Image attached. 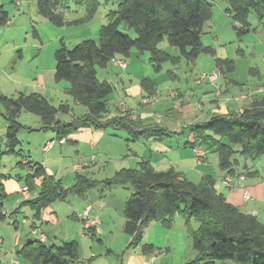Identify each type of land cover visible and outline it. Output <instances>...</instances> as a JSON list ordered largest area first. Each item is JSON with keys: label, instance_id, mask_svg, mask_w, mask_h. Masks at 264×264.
Instances as JSON below:
<instances>
[{"label": "trees", "instance_id": "1", "mask_svg": "<svg viewBox=\"0 0 264 264\" xmlns=\"http://www.w3.org/2000/svg\"><path fill=\"white\" fill-rule=\"evenodd\" d=\"M212 1L119 0L117 8L105 15L106 21L99 30L97 42L87 39L68 49L60 41L54 53L56 82H68L66 93L75 103L84 106L87 113L63 122L57 115L67 114L70 108L66 104L53 106L49 99L40 94L2 96L0 102L6 108L7 129L4 137L0 138V144H4L8 153L16 154V147L20 145L17 134L22 128L17 117L21 111L38 116L41 129L54 130L58 138L66 137L80 128L124 130L133 139L143 136L148 131L138 129L127 114L105 119L108 113L107 98L114 88L106 80H97V68L106 67L117 56L129 57L133 49L150 53L149 60L155 72H159L165 62L177 66L182 59L194 62L201 54L212 55L213 49L203 46L201 41L203 25L211 18ZM225 1L229 5L227 14L239 25L235 28L238 38L250 33L248 16L251 12L260 21L264 19V0ZM76 2L84 7V15L75 21L76 24L91 21L101 5L100 0ZM63 9L65 0H36L40 17L57 27L66 24ZM8 21V13L0 6V26ZM121 26L132 30L136 37L131 38L122 32ZM164 39L176 49L177 56H170L158 48ZM220 63L228 66L232 61L217 60V65ZM140 86L148 97L155 89L148 78H143ZM184 129L193 136L192 147H206V152H216L219 167L232 175L236 164L235 154L240 153L251 160L264 155V95L254 99L247 109L239 113L213 116ZM223 139H227L228 143H223ZM233 145L239 146L240 150L233 149ZM16 156L20 157L18 166L26 165L31 170L24 184L31 192L38 190V193L33 199L23 200L12 214L27 205L34 211L33 219L37 220L41 211L51 203L65 201L73 193L84 195L101 184L107 188L129 185L133 192L124 203L123 232L134 240L133 243L140 244L143 229L150 223L159 221L170 227L174 215L182 213L187 220L194 217L198 224L192 229L186 221L195 252V261L192 260L191 264H214L217 261L264 264V223L226 202L215 191V181L210 176L204 175L199 184H194L173 169L155 171L149 162L141 161L137 169H122L104 181L77 175L75 185L64 188L46 173L42 165L33 163L19 153ZM25 158L29 160L23 165ZM39 178L41 184L37 187L35 180ZM5 198L0 186V221L10 218L1 213ZM142 250L151 254L154 247L145 244ZM17 254L31 264H71L78 258L79 245L72 241L48 246L33 239L24 243Z\"/></svg>", "mask_w": 264, "mask_h": 264}, {"label": "rangeland", "instance_id": "2", "mask_svg": "<svg viewBox=\"0 0 264 264\" xmlns=\"http://www.w3.org/2000/svg\"><path fill=\"white\" fill-rule=\"evenodd\" d=\"M16 1H21L20 7L16 6L18 4ZM30 1L32 5H34V0H0V5H3L9 12L11 24V27L9 25L0 26V43H10V41L13 40L17 44V49L13 51V54L6 51L0 55V97H12L18 92L25 91L26 87L34 81L38 68L44 69L49 66L54 67V52L59 47L60 41L63 42L68 49H72L75 45L87 39L83 37H88V39L97 42L98 34L94 35V31L100 29V27L105 24V15L110 10H115L117 8L119 0H108L107 2L100 0L101 5L95 18L86 25H77L75 22L83 16L84 7L80 6L76 0H65L63 16L66 24L61 27H57L39 17L33 13V9L29 10L28 5ZM211 5V18L203 25L201 41L204 46H210L214 49V53H216L215 57L213 55L201 54L194 62H187L182 59L177 66H173L170 62H165L162 64V69L159 72H155L149 60L150 53L147 51L139 52L137 49H133L130 56L123 59L127 65L126 70L118 69L114 67L112 63H108L104 68H97V80H106L111 83L114 88L113 92L107 98V115L117 113V109H120L119 103H124V101L126 102V106L124 107L128 106L130 109H133L136 115H138L140 111H143V113L146 111L154 113L165 111L166 113H171L168 118H164L163 120V122L167 123L164 125V131L159 130V132H162L165 136L163 139L159 137V134H154V132L150 130L137 139L131 138L126 131H118V135L122 137L121 140L125 141V139H129L130 154H132L133 151H138V153L145 151L147 157L152 154L155 158V155L159 153L156 150L157 141L161 139L163 142L165 141L164 143H169L175 140L168 139V137H173L175 129L182 128L184 124L188 123L187 119H191L196 113L200 112L198 106L203 98V89L196 86L195 81L202 74L209 75L210 73H216L219 74V77L221 76L216 69L215 62L217 58L233 61L234 69L232 72L227 73L225 78L229 83L233 81L239 84L240 87L238 86V88H242L243 92L250 93L256 86L263 82L264 19L260 21L257 16L251 12L248 16V22L251 25L250 33L238 38L233 28L236 24L226 12V9L229 8L227 2L225 0H214ZM120 30L131 38L136 37L132 30L125 29L124 26H121ZM8 46L9 45L4 46L3 49ZM158 48L171 56H177L176 49L171 47L166 39L159 43ZM119 58L120 57H118V59ZM224 60H220V62ZM220 65H222L223 68L225 67L224 63H220ZM169 72H172L175 77L171 76ZM143 78L152 79L159 93L158 97L156 94L152 95L151 101L146 104L143 103V98L148 96L144 94L145 92L142 88V99L135 100L134 96L126 94V89L129 86L141 87L140 81ZM205 81H208V79L206 78ZM220 82H222L221 77L217 82L213 83L217 85V89H219L218 85ZM67 83L66 81H61V87H59L60 85L57 86V84H54L55 87H58L57 90L60 91V93L54 94L56 99H58L56 100L58 102L55 106L60 103L61 99L68 98L73 113L76 117H80L78 116L80 115L79 110L83 109L86 111V108L84 106H80L79 109L74 107L73 101L64 93L63 86ZM231 86V88H233V85ZM172 88L180 91L179 97H176V93L172 95L173 97H170L171 91H174ZM238 88H233L234 92H238ZM214 91L216 92V90ZM212 98L213 96L209 97V99ZM158 99H160L161 103L156 104ZM138 103L143 104L140 105L142 107L138 106ZM182 103L188 104L190 107L186 112H182L185 115L181 117L179 108L182 106ZM206 104H209L208 101ZM5 117L6 108L0 102V124L6 125L4 135L7 129ZM177 118L181 120L180 124H177ZM31 120L32 115L24 111H21L17 117V122L22 128L17 134L21 144L16 147V154L19 153L25 157L30 156L34 158L35 156H40V149L46 143L44 145L42 144L43 146L41 145L40 138L43 134L38 133L41 131V128L32 129L29 126H25L27 124L31 125ZM142 120V122L145 121V124L147 123V125H145L147 127H152L150 123L157 121V119L148 120L147 117L142 118ZM153 125L158 126L156 124ZM106 131L108 135L114 134L112 128H108ZM149 134H152V137L146 139L145 137ZM4 135L0 138H3ZM223 143H228L227 139H223ZM182 144L183 143H179L182 148L181 150H186L188 154H190L191 150L189 148L183 149ZM107 145H111V143L107 142ZM232 147L236 151L240 150L239 146L233 145ZM202 148L207 150L206 147ZM0 150V186L2 185L1 181L8 182V179H10L9 176H12V180L15 182L20 183V187L26 186L24 183L28 173H25V168H20L17 165L20 163V157L16 156V154L8 153L3 143L0 144ZM209 152L206 165L208 167H201L208 173L203 172V170H201V172L203 174L205 173L204 175L212 177L214 181H216L224 170L219 167L218 154L213 150H209ZM114 159H116V155L110 156L111 162L107 166L103 164L104 166L93 168L88 177L97 181H104L108 177H112L117 167L116 163H118L116 160L114 161ZM235 159L236 164L234 169H243L247 160L252 162L251 159H245L240 153L235 154ZM254 160H256L254 163L256 166H264V155ZM26 167L29 169V166ZM174 171L179 172L177 170ZM197 172L200 173L198 170ZM197 172L195 173V179L190 178L189 180L191 182L193 181L195 184H199L204 176L197 174ZM105 188L107 187L101 184L95 188V191L105 190ZM123 188L129 189V196L133 192L128 185L124 187L115 186L107 188L106 193L128 194V192L122 191L125 190ZM35 191V193H38V190ZM3 192L5 191L3 190ZM97 197H100L101 200L104 201L103 196L97 195ZM17 201L18 197L15 198V196H8L6 194V198L3 201V210L12 214L13 211L21 205V203L16 204ZM5 212L1 213L8 216ZM32 214L33 210L29 206L23 205L20 212L12 214L9 219L0 221V263H5L8 259H11L15 235L21 234V245L19 248L22 247V244L28 237L32 239V236L29 235L32 230L31 224L34 221ZM122 216L124 219V213ZM186 221H188L189 228L195 229L198 226L194 217L187 220L182 213H176L174 215L170 227L164 226L163 223L159 221L152 222L148 227L143 229L140 244H135L133 243L134 240L132 241L130 237L129 242H126L128 237L123 233L122 227H119L116 219V233L113 241L112 236L107 233L100 236L101 241L95 236L92 239L87 237L89 239H86L87 241L81 244L84 246L83 249L85 250L86 256L84 258L82 257L79 263L73 264H88L87 262L91 264H126L127 256L135 250H139L140 254H142V246L144 244H152L154 249L159 252V255H155V264H191V261L195 258V252L192 249L188 233L189 228ZM41 227L44 233L51 232L52 226L46 227V225H42ZM61 227L63 229L65 228V226L62 225ZM77 234L79 235V230ZM33 239L36 238L34 237ZM69 239L70 241H74V237H69ZM75 241L78 243L81 253L80 241L79 239ZM166 245L170 248V252L164 251ZM15 256H17V254H15ZM19 257L23 264H31L21 256ZM214 264L235 263L232 261H217Z\"/></svg>", "mask_w": 264, "mask_h": 264}, {"label": "crops", "instance_id": "3", "mask_svg": "<svg viewBox=\"0 0 264 264\" xmlns=\"http://www.w3.org/2000/svg\"><path fill=\"white\" fill-rule=\"evenodd\" d=\"M16 2H18V4L16 5L15 3V5L17 7H20L21 1L20 2L16 1ZM31 5L32 3L30 1L28 5L29 10L33 9L34 10L33 13H35L40 17V15L37 13L36 10V0H34V5L32 6ZM0 6L4 8L3 5ZM4 10L9 15V12L5 8ZM91 21L77 25H86ZM235 24L236 25L233 27L234 29L239 27L237 23ZM6 25L9 26L11 25L10 17ZM97 30L94 31V35L99 34L100 29ZM83 38L88 39V37H83ZM7 45L9 46L3 49V47ZM16 49H17V44L13 40H11L10 43L8 42L4 44L0 43V55H2L6 51L13 54V51H15ZM212 55L215 57L216 53H213ZM118 57L120 58L118 59ZM124 58L125 57L117 56L115 58V61L124 62L123 60ZM217 60H224V59L217 58ZM217 60L215 62L216 69L219 71L222 80V82H220L218 85L219 94L217 95L214 91L217 88L216 84H213L212 82L209 81H205V79L201 80V82H198V79L195 81L196 86L203 89V98L200 101V105L198 106L200 112L196 113L195 116L192 117L191 119H187L188 123L184 124L182 128L174 130L173 132L174 136L168 137V139H175L174 141H170L171 143L169 141H168L169 143H164L165 141L163 142L161 139L165 138V136L162 132H159V130L164 131V125L167 123L163 122V120L164 118H168L169 115H171L170 112L166 113L165 111H158L157 113H154V112L146 111L145 113H143V111H140L139 114L136 115L133 109H130L128 106L124 107L126 106V102L124 101V103L122 102L119 103L120 106L119 105L118 106L120 107V109H117V113L106 115L105 119H110L112 117L123 116L127 114L128 119L133 121L138 129H143L147 131L150 130L153 131L154 134H159V137H161V139L157 141V145H156V150L159 153L155 155V158L152 154H150L149 157H147L145 151H142L141 153H138V151H133V153L130 154L129 139H125V141L121 140L122 137L118 135V131H120L119 129L118 130L112 129L114 134L108 135L106 133L107 131H96L91 128L77 129L76 131L70 133L69 135L63 138H58L57 133L52 129H41V131L38 132L43 134L40 138L41 145L42 144L44 145L45 143L46 144L51 143V146L46 151H43L42 149L46 144L44 146L42 145L43 147H41L40 149L41 152L39 157L35 156L34 158L33 157L31 158L29 156L28 158L31 159L33 163L42 165L46 173L57 179V181H59L64 188L73 187L76 183L77 175L88 177L89 173L92 171L93 168L104 166L103 164H106L107 166L111 162L110 156L112 155H116V159H114V161L116 160V162H118L116 163L117 167L115 169V173H113L114 175L116 174V172L122 169H137L138 163L146 160L147 162L150 163V165L153 167L155 171H166L169 169L177 170L183 174V177L185 179L187 178L188 180H190V178L195 179L196 177L195 173L197 172V170L200 171V173L197 172V174L200 175H204L205 173H208L206 170H203L201 167H208L206 165L208 161V155H209L208 153L210 152L209 151L207 152L206 159L204 160V162L202 164H198L196 160V156L193 152V147L191 146V143L193 142V136L192 134H188L184 128L186 126L195 123L205 122L213 116L231 115L234 113H239L244 109H247L254 99H257L260 96L264 95L259 92V90L263 89L264 87V79L263 82L260 85L256 86L252 92L250 93L243 92L242 88L240 89L238 88L239 84L229 80L231 83L230 84L229 82L226 81L225 78V75L227 73L232 72L234 69L233 61L231 65L226 66L224 64L225 65L224 67L225 69H224L222 65L219 64L217 65ZM109 63H112V65L114 67H117L118 69L121 70L127 69V65L125 62H124L125 63L124 68L120 67L118 64H115L112 61ZM169 74L175 77V75L172 72H169ZM220 77H218L215 82H217ZM149 80L153 83L155 88L153 89L154 92L152 95L156 94L158 97L159 93L156 90L155 83L153 82L152 79ZM54 84H57V86L60 85L59 87H61L62 85L61 82H56L55 80V66L54 67L49 66L48 68L45 67L44 69L38 68L34 81L26 87L25 91H23L24 93L18 92L15 96L12 97H16L20 93L25 95L40 94L46 97L47 99H49L51 104L55 106L58 102L56 100L58 99H56L54 94L60 93V91L57 90L58 87H55ZM231 85H233V88H238L237 90L238 92H234L233 88H231L232 87ZM63 88H64V93L73 101V99L66 93V90L69 88V84L68 83L65 84ZM172 89L174 91H171L170 97H173L172 95H175V93H176V97L177 96L179 97L180 91H178V89L175 88ZM126 94L134 96L135 100L142 99L143 97L142 89L139 86H134V87L129 86L126 89ZM212 96L213 98L209 99V97ZM243 96H245L246 98H243ZM207 101L209 103L208 105L206 104ZM157 103H161L160 99H158L156 104ZM60 104H66L70 108L67 114L58 113L57 117L61 119V121L64 122L70 120L72 117L75 116V114L73 113L70 107L68 98L61 99L58 105ZM73 104L75 105L74 107L76 109H79V107L82 106L75 103L74 101ZM140 105L143 104L138 103V106ZM189 107L190 106L188 104L182 103V106L179 108V114L181 115V117L185 115L182 112H186V110H188ZM85 113H87V111L83 109L79 110L80 115L78 116H82ZM31 115H32L31 125L27 124L25 126H29L32 129L41 128L42 126L41 119L36 115L33 114ZM141 117L142 118L147 117L148 120L157 119V121H153V123H150L152 124L151 125L152 127H147L145 126L147 125V123L145 124V121L142 122L143 120ZM176 122L177 124H180L181 120L177 118ZM153 124H156L158 126H154ZM5 126H6L5 124L4 125L0 124V137L4 135ZM32 133H36V132H32ZM150 137H152V134H149L145 138L150 139ZM107 142L111 143V145H107ZM179 143H183L182 144L183 149L189 148L191 150V153L188 154L186 150H181L182 148L180 147ZM28 158H25L22 161L23 165L26 164L25 162L29 160ZM255 161L256 160H252V162H249L247 160L243 169L234 170L232 176L244 177V180L242 182V187L234 188V189L226 188L222 182L224 178L229 174L226 171H223L218 176L217 180L214 182V189L218 194H220L225 199L226 202L233 205L234 207H237L238 209H240L241 211L247 214H251L255 216L260 222L264 223V166L262 167L256 166L254 164ZM19 167L25 168L26 171L25 173L29 174L31 172V170L28 169L26 166L25 167L19 166ZM201 170H203V172L205 173L203 174ZM9 177L10 179H8V182L1 181L2 184L1 187L5 191L3 193L5 196L7 194L8 196H15V198L18 197V201L16 202V204H20L24 200L21 198L20 195V188H21L19 186L20 183H17L14 180H12V176ZM112 177L110 178L106 177V178L111 179ZM40 182H41V178H39L38 180L36 179L35 185L38 187ZM233 182H235V179L233 180ZM120 187H124V186H120ZM106 189L107 188H105V190H100V191H95V189H92L89 190L84 195L73 193L69 195L65 201H55L51 203L47 208L41 211L37 220L34 219L33 223L31 224V229H36L39 234H44L45 235L44 244L48 246L60 245L63 242H72L73 240L70 241L69 237H74V242H76L75 240L79 239L81 253L79 250V255L77 260H75L71 264L79 263L82 257L84 258L86 256L85 250L83 249L84 246L81 245L83 242L87 241L86 239L89 238L92 239L95 236L98 237L99 241H101L100 236H103L104 233H107L108 235L112 236V241H113V238L116 233V219H117V224L119 225V227L120 226L122 227V231H123V224L125 218L123 219L122 214L124 212V203L127 200L125 198H128L129 196V189L123 188L125 190H122L124 192H128V194L126 195L124 193L122 194L119 193L114 194L112 192H111L112 194L110 192L106 193ZM35 192L32 191V195L30 196L29 199H33L36 196L37 193ZM244 193L247 194L248 196L247 199L244 198ZM97 195L103 196L104 201H102L100 197H97ZM2 212L5 211L2 209ZM5 213H7L11 218L12 216L11 214H9L8 212ZM33 216H34V211L32 217ZM89 220L95 221V223L93 224L90 223L88 225L87 223ZM41 224L46 225V227L52 226L51 229L52 233L51 232L44 233L42 231ZM61 225L65 226V228L63 229ZM78 230H79V235L77 234ZM29 235L32 236L31 237L32 239L28 237L27 240H33L34 236L31 234V231ZM125 235L128 237V240H126V242L128 243L130 236H128L127 234ZM27 240L24 241V243H26ZM13 242H14V248L11 254V259H8L5 263H0V264H23L20 260L19 255L17 254V251L21 248V247L19 248V246L21 245V234L15 235ZM148 245H152V244H148ZM164 248H165L164 251L170 252L169 251L170 248L167 245ZM15 254H17V256H15ZM155 255H159V252L156 251V249H154L153 253L151 254H146L143 252V250H142V254H140L139 250H135L133 253L127 256L126 264H151V260L154 261V259L156 258ZM87 263L91 264L89 262Z\"/></svg>", "mask_w": 264, "mask_h": 264}, {"label": "built area", "instance_id": "4", "mask_svg": "<svg viewBox=\"0 0 264 264\" xmlns=\"http://www.w3.org/2000/svg\"><path fill=\"white\" fill-rule=\"evenodd\" d=\"M112 62H114L115 64H118L122 68L125 67V63L124 62H117L114 59L112 60ZM262 65L264 67V58H263V61H262ZM218 77H219V74H216V73H210L209 75L202 74L198 78V82H200V80H203V79L207 78L209 82L214 83L217 80ZM259 92L264 94V87H263V89L259 90ZM215 93L218 95L219 94V89L216 88V92ZM243 98H246V97L243 96ZM150 101H151V96L143 98V103L144 104L149 103ZM50 146H51V143H48V144H46L43 147L42 150L46 151ZM193 152H194V154L196 156L197 163L198 164H202L204 162V160L206 159L207 152L203 148H201L200 146H194L193 147ZM234 179H235V182H233ZM243 180H244L243 176L234 177V176L229 174V175H227L224 178L222 183H223V185L226 188L234 189V188L242 187ZM20 195H21L22 199L28 200L30 198V196L32 195V192L29 190L28 186H22L20 188ZM244 198L245 199L248 198L247 194H245V193H244ZM85 218H86V215H85ZM90 223L93 224V223H95V221L89 220L87 224L89 225ZM31 234L34 237H36V240H39L40 242L44 243V241H45V235L44 234H39L36 229H32L31 230ZM151 264H155V262L153 260H151Z\"/></svg>", "mask_w": 264, "mask_h": 264}, {"label": "water", "instance_id": "5", "mask_svg": "<svg viewBox=\"0 0 264 264\" xmlns=\"http://www.w3.org/2000/svg\"><path fill=\"white\" fill-rule=\"evenodd\" d=\"M31 241H32V240H27V243H28V242H31Z\"/></svg>", "mask_w": 264, "mask_h": 264}]
</instances>
